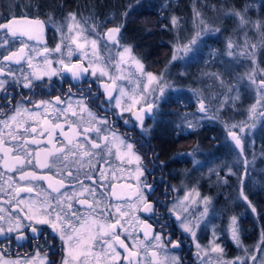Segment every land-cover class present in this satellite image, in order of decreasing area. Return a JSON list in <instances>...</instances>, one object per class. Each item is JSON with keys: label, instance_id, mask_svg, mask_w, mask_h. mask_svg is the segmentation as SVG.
I'll list each match as a JSON object with an SVG mask.
<instances>
[{"label": "snow or ice", "instance_id": "obj_1", "mask_svg": "<svg viewBox=\"0 0 264 264\" xmlns=\"http://www.w3.org/2000/svg\"><path fill=\"white\" fill-rule=\"evenodd\" d=\"M139 5L130 0L119 22L78 11L42 18L31 0H13L8 12H0V264H185L179 252L186 241L194 248L193 264H264V225L257 243L247 247L239 218L230 217L228 234L241 250L231 259L214 226L209 244L202 245L197 233L207 226L211 198L193 187L169 202L167 193L181 189L166 186L161 200L156 181L149 182L158 155L149 158L150 168L140 151L141 141L150 144L146 120L155 121L167 94L180 91L167 68L187 67L190 54L223 34V21H232L223 49H210L204 60L208 65L219 59L224 70L201 71L206 87L190 90L196 110L184 113L177 128L221 124L233 164L224 177L209 172L225 185L236 176L237 200L260 219L247 190L255 160L247 149L255 146L257 126L264 129V16L256 15L264 12V0L228 6L214 21L194 6L193 28L185 36L182 19L167 18L160 27L176 38L159 74L146 71L133 46L122 42ZM233 65L244 71L226 79ZM216 85L221 91H213ZM244 92L253 100L240 112ZM225 109L243 118L230 119ZM26 244L34 248L31 254L5 258L13 246Z\"/></svg>", "mask_w": 264, "mask_h": 264}, {"label": "rangeland", "instance_id": "obj_2", "mask_svg": "<svg viewBox=\"0 0 264 264\" xmlns=\"http://www.w3.org/2000/svg\"><path fill=\"white\" fill-rule=\"evenodd\" d=\"M198 6H201V2H198ZM192 12L187 18L185 17L184 22L185 25V32L181 33L182 36L187 35L190 33V31L193 28L192 23V17H193V7L194 4L191 5ZM9 9V8H8ZM206 13V12H205ZM233 27V25H232ZM232 30V29H231ZM231 33V32H230ZM229 33V34H230ZM48 44L50 47L54 46V33L51 29L48 31ZM176 38V34L173 32V35L170 40V48L172 42H174ZM224 39L221 41V50L224 46ZM122 42L127 45H132L129 41H126L122 38ZM134 49V53L141 58L142 62L144 63L142 57L140 54ZM171 56V50L170 54L166 56L163 59L162 65L159 68V70H151L149 69L145 63V70L153 72L154 74H159L161 72L165 71L166 68V62L170 59ZM172 67L169 66L167 68V71L170 75V82L173 84L174 88L180 89L178 92H171L168 93L166 96V102H164L161 105L160 112L156 117V120L153 121L151 119L146 120V126H148L151 129V135L149 136L148 140H150V144L146 141H141L145 143V147L140 149L141 153L145 155V164L148 167H152V165L149 163V158L153 155V153L157 154V151L154 146V140L152 141L154 136H158L161 133H167L171 134V136L181 133V134H188L192 136L191 139H188L184 142V145L187 147L173 151L172 154L168 156L166 161L164 160L163 163L172 164V159L181 160L180 158H189L192 160L191 166L186 171L173 169L170 170L171 175H176V173L179 174L177 179L175 181H170L169 184L171 186H176L177 188L181 189L179 193H172V198L174 195H180L183 196L184 190L186 188H193L195 187L197 191L200 193L201 197L208 196L211 198V206L209 209V216H208V223L207 226H202L201 229L198 231L197 235L199 238V241L202 245H208L209 241L212 239V230L213 226L215 227V230L217 231L218 235H220L221 239L219 242L221 245L225 248V254L226 258H233L237 255L241 254V250L236 247V245L231 241L229 234H228V225L229 220L232 215H236L239 218V227L241 232V239L243 241V245L247 247L254 246L260 237V218L257 220V217L253 215L250 211V209H247L246 206H244L241 202L237 200V187H238V180L236 176H232L230 180H233L234 183L231 182V184L225 185L221 179H219L215 173H210L209 169H216L219 171V166L215 160V164L208 165L207 167L205 164H203L202 160L206 159L204 156L207 153H210V156L213 157V154L217 153L219 155H224L226 164H224V171L219 172L220 177H223L222 174H226L227 172V166L230 164H233V156L229 153L228 149L224 147V131L220 123H212V122H205L204 126L202 128L197 129L196 131H190L186 128H177L178 124H181L182 117L184 113H193L195 112V102L192 97L191 89H202L205 88L206 85L201 82L200 85H192L189 84H182L180 85L178 81H176L174 77V71L171 69ZM234 69V76L231 78H235V76L238 74V72H243V68L236 69L235 65L232 66ZM217 71H221L219 68ZM200 76V75H199ZM198 78V77H196ZM201 78V77H200ZM226 79H229L225 76ZM202 80V79H201ZM208 83L212 84L214 82L208 81ZM95 88V86H94ZM185 90V93H182V91ZM213 91H221L218 85L215 86ZM246 96V100L244 98L243 102L238 103L240 105V112H243L247 106L252 102L253 97L250 96L247 92H244ZM242 94V96L244 95ZM176 103V105L174 104ZM225 113L228 118L230 119H242L243 116L239 113H234L229 109H225ZM122 125V124H121ZM213 126V127H211ZM210 128L211 130H208L207 128ZM214 128V129H213ZM120 132H125L127 129L122 125L119 127ZM205 134H210L209 137H212L215 142L213 144L207 143L208 141L205 140ZM131 135L135 136L138 141H140V137L138 133H131ZM254 139H255V145L254 147H248L247 153H248V159L251 161L253 160V157H255L254 160V167L251 170V175L248 178L247 181V190L249 192L250 199L254 204H257L258 198L263 197L264 195V187H261L262 184H264V153L262 149L260 148V141L264 139V129L261 128V126H257L254 133ZM256 147V148H255ZM182 153H192L193 155H180ZM212 154V155H211ZM200 160L202 162L203 167H201V162L198 164L193 163V159ZM214 158V157H213ZM187 159V161H190ZM218 161H221L220 159ZM161 162V161H160ZM176 163V162H174ZM211 163V162H209ZM221 164V163H220ZM194 165V166H192ZM195 165H198L201 169L196 170L194 167ZM157 168V167H156ZM155 168L154 170V178L156 179L158 175H155V172H160ZM193 168V169H191ZM191 172V173H190ZM195 173V175H193ZM212 176L213 179H207L208 177ZM153 178V176H150L149 179ZM207 179V180H206ZM206 180L203 186L204 192H201L200 187V181ZM227 180H229L227 178ZM213 192H210L211 187L213 186ZM237 184V185H235ZM225 188H227L225 192ZM224 192V194H219ZM215 197H218L219 199L214 200ZM200 207L202 208L203 205L201 204ZM257 207V213L259 216L264 215V209ZM261 211V212H260ZM263 214V215H262ZM244 217V220L242 219ZM264 218V216H263ZM243 221H245L246 225H243ZM190 249V248H189ZM194 248L190 249V252L193 253Z\"/></svg>", "mask_w": 264, "mask_h": 264}, {"label": "trees", "instance_id": "obj_3", "mask_svg": "<svg viewBox=\"0 0 264 264\" xmlns=\"http://www.w3.org/2000/svg\"><path fill=\"white\" fill-rule=\"evenodd\" d=\"M199 1L201 2V6H198ZM12 2L13 0H0V12H8V6ZM31 2L34 6L39 5V12L41 13L42 18H44L46 14L51 13L55 15L57 19H60L64 14L69 11H78L82 14L83 17H87L90 14H94L98 18V20L102 22H119L121 19V13L124 11L125 6L130 2V0H31ZM245 2L246 0H140V5L138 6L137 10L133 11L130 17L128 18V22L123 30L122 38L132 43L133 47L140 54L145 65L149 69L157 71L161 67L163 59L170 54L171 50L170 40L173 35V31L164 30L160 27L161 24L168 23L167 18H170L172 15H175L184 20L185 17L187 18V16L191 14V5L194 4L195 7L199 8L204 13L206 18H208L210 21H214L217 17L223 15L224 11L228 6L242 5ZM256 3H259V0H256ZM165 4H167L168 7H162ZM35 11L36 9L34 7L33 12L35 13ZM161 12L164 13V17L166 18L162 19L160 15ZM256 15L264 16V12H260ZM108 26H112V24L109 23ZM220 26L225 29L223 34L219 35L218 37H212L207 39L206 46H202L200 51L190 54L191 59L188 61L187 67L184 63H181L177 67L171 66V69L174 71V77L180 85H200V83L202 82V78H200L199 75L202 70H207L209 72L217 71L218 68L221 71L224 70L223 66L219 62V59H217L215 63L210 62L208 65H205L204 63V60L208 57L209 50L212 48L221 49L222 39L229 35V33L232 31V21L230 20L223 21ZM185 70L187 71V75H179L180 72H183ZM229 71L231 73V76H229L228 74H226L225 76L231 78L234 76V69L232 68ZM185 92V90L182 91V93ZM244 98L246 100L245 93L243 96H241L240 103L243 102ZM174 104L176 105L175 102ZM207 129L211 130L209 127ZM190 134L191 133H178L174 136H171V134H168L166 131V133L164 132L158 136H154L152 141L154 140V146L157 151L158 161H166L168 156L172 154L173 151L181 150L187 147L186 145H184V142L188 139H191L192 136ZM209 136L210 134H205V140L208 141V144H213V142L215 141L212 137ZM260 143V148L264 153V139L262 140V142L260 141ZM204 157L206 159L202 160V162L203 164H205L206 167L217 162V164L219 163L218 165H220L218 167L219 172L224 171L223 165L226 164L224 155H219L215 153L213 154V158L210 156V153H207ZM180 159L181 160L177 158L176 161L175 159H172L171 168L168 170H188V168L192 164V160H190L189 158ZM187 159L190 161H187ZM219 159L221 161H218ZM199 162L201 161L199 160ZM194 168L196 170L201 169L198 165H196ZM193 175H195V173H193ZM178 176L179 174L176 173V175L171 178V181H175ZM222 176L224 177L225 174L223 173ZM231 177L232 176L227 177L229 179L228 184H231V182L234 183L233 180H230ZM207 179L213 178L212 176H210ZM206 180L200 181L201 192H204L203 186L204 183H206ZM213 188L215 189L214 184L211 187L210 192H213ZM226 189L227 188L224 189L225 192L227 191ZM219 194L223 195L224 192ZM217 199L219 198H214L215 202ZM255 206L264 209L263 197L258 198V202L257 204H255ZM263 216H260V218H262L260 220V226L264 225ZM242 219L244 220V217ZM244 225H246L245 221H243L242 226Z\"/></svg>", "mask_w": 264, "mask_h": 264}, {"label": "flooded vegetation", "instance_id": "obj_4", "mask_svg": "<svg viewBox=\"0 0 264 264\" xmlns=\"http://www.w3.org/2000/svg\"><path fill=\"white\" fill-rule=\"evenodd\" d=\"M66 87H67V85H65V88ZM119 131H120V129H119ZM159 162L160 161H157V166H156L157 168L156 169L159 170L160 172H155V175H158V176H156L157 178L155 179L153 176V178L149 179V182H152L153 180L156 181V183H157L156 195L159 196L161 200H164L165 199L164 189L166 186H171L169 184V182L171 181V178H173V175H171L170 171L168 170L171 168V164H168V163L165 164L164 163L165 166L161 170V168L159 167ZM201 167H203L202 163H201ZM161 177H163V181H165L166 183L161 182ZM167 199L169 202L172 200V192L167 193ZM263 199H264V195H263ZM170 231H171V229H170ZM178 234L179 233H176V235H178ZM173 238H175V236ZM40 242L43 243V240H41ZM188 243L189 242L186 241L185 247H184L183 251L179 252V255L184 258L185 264H193L192 253L190 252V249L188 247ZM33 251H34V248L32 246L27 245V244L25 245V247L23 249H18L15 246H13L5 258L15 260L19 257H23L25 255V252H27L28 254H31ZM53 258H55V257H53Z\"/></svg>", "mask_w": 264, "mask_h": 264}]
</instances>
